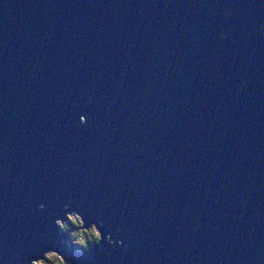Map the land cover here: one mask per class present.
I'll use <instances>...</instances> for the list:
<instances>
[{"label":"water","instance_id":"obj_1","mask_svg":"<svg viewBox=\"0 0 264 264\" xmlns=\"http://www.w3.org/2000/svg\"><path fill=\"white\" fill-rule=\"evenodd\" d=\"M261 25L264 0H0V262L264 264ZM65 204L124 244L65 243Z\"/></svg>","mask_w":264,"mask_h":264},{"label":"clouds","instance_id":"obj_2","mask_svg":"<svg viewBox=\"0 0 264 264\" xmlns=\"http://www.w3.org/2000/svg\"><path fill=\"white\" fill-rule=\"evenodd\" d=\"M257 31L264 35V25H261ZM226 33H221L220 38L225 39ZM245 39H249L248 36H245ZM247 86V82H245ZM87 116V114H85ZM88 117V116H87ZM87 119H80L81 123H87ZM41 209L45 207L43 203L39 205ZM71 208L70 204L64 205L65 214L64 216L58 217L55 223L59 226L62 232L66 233L69 237L68 240H65V243H70L72 246H76L79 249L87 251L91 246L104 242L105 240L109 245L115 244H124V240L120 239L119 241L113 238L111 231L105 233L104 230V221L95 220L91 217L86 218L78 210L69 211ZM119 231V229L117 230ZM126 251V249H123ZM60 249L56 247H50L47 250H44L42 254H38L31 258L28 261V264H71V261L65 258V255ZM2 264V262H0Z\"/></svg>","mask_w":264,"mask_h":264},{"label":"rangeland","instance_id":"obj_3","mask_svg":"<svg viewBox=\"0 0 264 264\" xmlns=\"http://www.w3.org/2000/svg\"><path fill=\"white\" fill-rule=\"evenodd\" d=\"M67 235V234H66Z\"/></svg>","mask_w":264,"mask_h":264}]
</instances>
